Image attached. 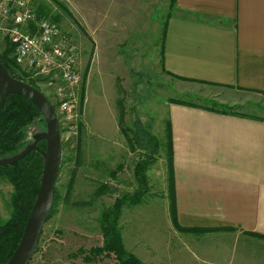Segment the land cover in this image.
Instances as JSON below:
<instances>
[{
    "label": "rangeland",
    "instance_id": "374dc122",
    "mask_svg": "<svg viewBox=\"0 0 264 264\" xmlns=\"http://www.w3.org/2000/svg\"><path fill=\"white\" fill-rule=\"evenodd\" d=\"M30 2L39 18L57 23L80 50L82 79L90 60L84 78L86 104L80 111L76 133L68 135L60 130L61 160L53 209L29 264H117L113 255H99L92 261L84 257L103 244L101 214L117 197L137 189L133 166L143 158V152L128 142L126 135L131 138V132H121V127L134 130L137 120L154 135L159 150L146 172L149 191L143 203L121 211L118 228L124 248L144 264L264 263V246H244V237L234 243L230 234L209 239L170 228L166 139L171 99L264 118V97L256 100L230 91L218 95L201 92L196 96L179 92L177 83L162 71L160 63L163 26L174 8L170 0ZM100 47L108 53L102 61L98 58ZM3 48L1 43L0 52ZM27 79L35 80L29 76ZM34 83L38 86L36 80ZM43 90L50 98L51 93ZM42 125L34 123L25 128V147L34 142L35 135L45 132V123ZM11 193L10 184L0 178V224L10 216Z\"/></svg>",
    "mask_w": 264,
    "mask_h": 264
},
{
    "label": "crops",
    "instance_id": "0c3cea01",
    "mask_svg": "<svg viewBox=\"0 0 264 264\" xmlns=\"http://www.w3.org/2000/svg\"><path fill=\"white\" fill-rule=\"evenodd\" d=\"M106 55L100 47V61ZM160 63L182 95L230 91L262 100L264 0H176ZM167 118L176 221L183 229H207L181 232L230 234L234 243L244 237V246H264L257 237L264 236V118L173 102Z\"/></svg>",
    "mask_w": 264,
    "mask_h": 264
},
{
    "label": "trees",
    "instance_id": "16d2710c",
    "mask_svg": "<svg viewBox=\"0 0 264 264\" xmlns=\"http://www.w3.org/2000/svg\"><path fill=\"white\" fill-rule=\"evenodd\" d=\"M175 1L176 0H170L171 9L173 8ZM62 7L67 15L71 16L70 11H68L65 6ZM168 18L169 14L163 26L161 40L165 35ZM80 30L85 34L83 27H80ZM86 37L89 38L88 36ZM2 45L4 48L2 52H0V62L7 69L10 76L41 91L34 83L35 80H28L27 75L15 64L12 57V46L8 42L3 43ZM88 68L89 67L87 66L83 73L81 100H83L84 97V78H86ZM135 85H137V83H135ZM170 102L196 106L193 103L181 100L171 99ZM221 113L228 112L222 111ZM121 121L122 117L119 115L120 127ZM34 123H38L39 126L43 124L42 126H44V120L40 111L27 99L18 95H8L3 107L0 109V158L13 156L23 150L25 147L24 130ZM134 126L135 129L132 131L121 127V132L124 135H126L127 131L131 132V138L126 135L128 142L135 144L141 152H143V158L138 160L133 166V177L137 184V189L131 194L124 193L117 197L112 206L101 214L100 229L103 237V244L101 247L90 249L84 257V260L86 261H92L99 255H113L117 264H144L140 259L124 248L120 229L118 228V221L123 207L142 204L145 196L148 194L149 187L146 172L148 167L154 163L155 155L158 153L159 146L154 135H152L148 129L142 127V122L137 120L136 123H134ZM166 139L169 168L167 196L169 200V214L173 227L182 232L204 233L207 229H183L179 227L176 221L169 121H166ZM37 146L41 150H45V141H39ZM43 164V157L40 152L32 150L16 163L7 166H0V178L5 179L12 187V193L10 195V216L0 224V264L7 263L20 241L27 217L39 189ZM101 187L104 189L108 188L106 185H102ZM257 237L264 239V236ZM85 252L83 251L82 254Z\"/></svg>",
    "mask_w": 264,
    "mask_h": 264
},
{
    "label": "built area",
    "instance_id": "2783aa9c",
    "mask_svg": "<svg viewBox=\"0 0 264 264\" xmlns=\"http://www.w3.org/2000/svg\"><path fill=\"white\" fill-rule=\"evenodd\" d=\"M8 42L15 64L37 81L41 92L51 93L61 132L78 130L82 73L80 50L58 24L39 18L30 0H0V44ZM45 95V94H44Z\"/></svg>",
    "mask_w": 264,
    "mask_h": 264
},
{
    "label": "water",
    "instance_id": "95a60500",
    "mask_svg": "<svg viewBox=\"0 0 264 264\" xmlns=\"http://www.w3.org/2000/svg\"><path fill=\"white\" fill-rule=\"evenodd\" d=\"M8 95H18L27 99L41 113L45 123V132L34 136V142L19 153L0 158V166L16 163L32 150L43 157V171L39 189L27 217L20 241L6 264H29L38 245L42 228L47 221L54 198V187L61 160V134L55 110L47 97L33 86L14 79L0 62V109ZM45 141V150L37 143Z\"/></svg>",
    "mask_w": 264,
    "mask_h": 264
}]
</instances>
